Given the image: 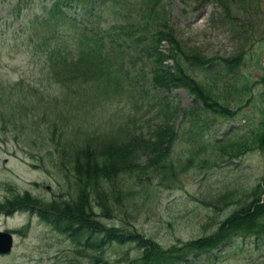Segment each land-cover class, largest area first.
I'll use <instances>...</instances> for the list:
<instances>
[{
  "label": "trees",
  "instance_id": "1",
  "mask_svg": "<svg viewBox=\"0 0 264 264\" xmlns=\"http://www.w3.org/2000/svg\"><path fill=\"white\" fill-rule=\"evenodd\" d=\"M166 5V0H54L45 14L33 19L35 29L28 33L43 52L38 86L7 84L0 93V124L17 132L22 144L34 149V158H49L72 178L69 187H75V195L60 192L48 202L28 191L15 193L0 202V212L27 206L66 232L77 245L76 253L90 257L88 264H111L106 248L127 243L136 254L123 253L117 264H193L233 237L264 236L260 182L243 191L239 206L217 221L212 233L167 247L136 228L103 220L119 218L124 225L126 217L136 219L150 203L153 182L174 188L191 167L203 171L252 150L264 157V104L244 134V129L234 134L232 128L224 138L204 136L211 122L232 118L249 99L261 97L254 87L261 85V78L264 84V76L254 81L244 76L239 71L245 63L241 54L211 58L186 50L168 24ZM70 8L83 16L69 13ZM104 14L113 22L106 25ZM57 30H62L60 35ZM67 36L70 46L64 41ZM147 83L150 95L143 90ZM176 87L193 98L185 111L168 96ZM123 95L129 107L154 100L155 113L147 126L131 123L129 112L115 116L111 104ZM177 111L182 113L179 125L186 127L185 157L177 143L179 125L173 121ZM229 188L225 185L219 193L209 188L206 196L221 203ZM89 248L95 253L87 252ZM205 259L202 264H211L210 257ZM66 264L84 263L72 258Z\"/></svg>",
  "mask_w": 264,
  "mask_h": 264
},
{
  "label": "rangeland",
  "instance_id": "2",
  "mask_svg": "<svg viewBox=\"0 0 264 264\" xmlns=\"http://www.w3.org/2000/svg\"><path fill=\"white\" fill-rule=\"evenodd\" d=\"M53 1L0 0V93L7 84L12 87L16 83L38 86V79L42 76L43 52L28 33L30 29H35L33 19L45 14ZM166 1L168 24L186 50L211 58H234L241 54L245 63L239 71L244 76L252 81L264 76V0ZM68 12H78V17L83 16L80 10L73 8ZM103 21L108 25L113 18L104 14ZM56 25L53 23L54 27ZM60 31H56L58 35ZM71 40L69 36L64 39L69 46ZM166 48L167 43L163 41L161 50L164 52ZM134 68L138 69L139 66ZM204 71L207 73L208 69ZM262 80L259 87H254V92L261 91V97H252L248 102L245 99L246 105L234 117L211 122L207 130L203 128V131L206 130L205 138H224V134L232 131V128L234 134L242 129L244 134L248 123L253 124L258 120L264 104ZM42 81L47 83L44 78ZM143 90L147 95L152 93L149 83L143 86ZM168 96L177 102L179 110L185 111L193 105V98L185 88L176 87ZM154 103V100L140 101L138 107H129L127 104L130 102L123 95L111 104V108L115 110V116H124L129 112L131 123L142 127L152 120ZM179 112L173 119L177 126L182 120V113ZM178 128L181 138L177 143H181L180 151L183 154L185 149L182 146L187 145L184 141L187 139L185 123ZM16 134L0 124V202L26 190L45 202L60 192H65L67 197L73 194L75 187H69L72 178L59 172L49 158L42 162L34 158V149L25 147ZM176 147L174 152L179 154L180 146L178 149ZM259 182L264 196V157L260 151L252 150L203 171L191 167L183 173L181 183L171 189L153 182L150 203L142 206L136 219L126 217L124 225L119 218L103 220L124 229L136 228L167 247L178 240L185 241L212 233L217 221L239 206L240 201H237L243 191H249ZM225 185H229L227 190L231 191L225 201L217 203L206 196L209 188L219 193ZM42 207L43 204L37 208ZM26 208L22 206L10 213H0V230L15 231V244L11 252L0 254V264H66L72 258L84 264L92 261L90 257H81L76 253L74 248L77 245L66 232L59 231L37 214L26 211ZM127 251L129 255L136 254L132 244H112L106 248L105 258L111 264H117V260ZM87 252L95 253L90 248ZM200 257L192 263L202 264L206 257H210L211 264H264V236H236Z\"/></svg>",
  "mask_w": 264,
  "mask_h": 264
},
{
  "label": "water",
  "instance_id": "3",
  "mask_svg": "<svg viewBox=\"0 0 264 264\" xmlns=\"http://www.w3.org/2000/svg\"><path fill=\"white\" fill-rule=\"evenodd\" d=\"M12 238L9 233H0V252H6L10 249Z\"/></svg>",
  "mask_w": 264,
  "mask_h": 264
}]
</instances>
